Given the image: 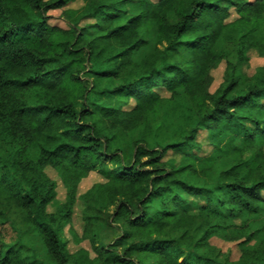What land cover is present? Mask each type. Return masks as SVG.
<instances>
[{
  "label": "trees",
  "instance_id": "trees-1",
  "mask_svg": "<svg viewBox=\"0 0 264 264\" xmlns=\"http://www.w3.org/2000/svg\"><path fill=\"white\" fill-rule=\"evenodd\" d=\"M52 9L68 28L49 25ZM250 49L264 54V0H0V120L21 143L0 173V207L16 215L0 224L14 233L0 229V264H46L20 240L37 227L47 264H264L252 217L264 209V67L244 73ZM178 149L177 165L164 160ZM47 167L70 203L82 179L105 178L82 195L83 236L69 228L95 256L68 249L69 210L46 212ZM188 197L205 203L191 212ZM112 222L120 232L100 248L96 229Z\"/></svg>",
  "mask_w": 264,
  "mask_h": 264
},
{
  "label": "rangeland",
  "instance_id": "rangeland-1",
  "mask_svg": "<svg viewBox=\"0 0 264 264\" xmlns=\"http://www.w3.org/2000/svg\"><path fill=\"white\" fill-rule=\"evenodd\" d=\"M81 5V1H77L74 3H71V7H79ZM230 20H233L237 17V14L232 9ZM47 21L49 25L51 26H58L61 28H68L67 21L64 17L63 11L61 9H52L47 14ZM150 50V49H149ZM247 60L244 63L242 69L245 74H252L256 68L264 67V54H261L258 52V50L250 49L246 52ZM225 69V64L221 63L218 65L217 68L212 70V75L214 77V82L211 86V92L215 91V89L219 86V84L222 81L223 73ZM158 90L163 95H168V93L163 88H158ZM33 93L28 92L26 96L24 97V102L26 104H31L33 102ZM134 105V102L132 101L130 105L128 106L131 108ZM127 107V108H128ZM205 131H203L199 137L200 141L203 145V154H209L211 153L214 148L208 144L206 140ZM238 139H234L233 143L237 142ZM224 142L221 143L223 145ZM21 145L20 141L13 138L10 135L8 125L3 121L0 120V173L1 172H7L11 168V156L13 152ZM183 154L182 149H178L175 151H168V153L165 155L164 160L172 161L174 165H177L181 159V156ZM47 175L56 183L55 191L56 196L55 198L50 202V204L46 207V212L54 213V214H60L61 211L69 210L70 212V218L71 221L66 225L65 227V237L67 239V246L70 251H74L78 249L79 247H84L88 249L92 256H95L96 253L94 252L93 246L90 243L88 239L84 240L82 243L76 244L73 241V238L69 232V228H73L79 236H83L84 229H85V221H84V210H85V203L82 199V195L86 193L95 183L98 182H104L105 178L98 172H92L88 177L82 179L79 184L78 188L75 192L74 201L72 203L69 202V194L67 192V188L62 182L59 174L57 171H55L51 167H47L45 169ZM263 197H264V191H262ZM205 203L204 198L202 197H188V201L186 202L185 206L191 211V212H198L200 206ZM114 207H110L109 213L113 212ZM0 224H4L6 222V218L10 219H16V215L13 211H9L8 208L5 206L0 207ZM252 217L256 220L253 223V228L256 229V236L258 239L261 238V232L259 228L261 227L262 223L264 222V209L258 214V215H252ZM251 217V218H252ZM247 218L244 216L243 218H239L234 220L236 223H241V221ZM109 221H112L111 219ZM9 225L3 226L0 225L1 229V235L3 233H6L7 240H13V229ZM120 225L118 223L112 222L110 226L106 225H98L96 229L97 233V245L101 248L109 243L113 242L115 240L116 236L120 232ZM39 229L32 228L28 234L22 236L20 240L24 242L29 249H33L39 257L47 261V253L44 249L43 240L41 237V234L39 233ZM11 236V238H10ZM3 239V237H0ZM6 241V239H5ZM212 244L221 250L224 254L229 256L231 260H236L239 255V249L234 242H226L220 238H213L211 240ZM53 264V263H52Z\"/></svg>",
  "mask_w": 264,
  "mask_h": 264
}]
</instances>
